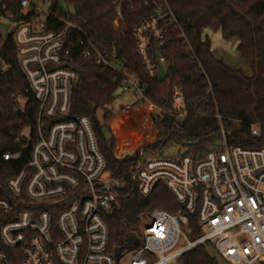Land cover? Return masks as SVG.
<instances>
[{
	"label": "built area",
	"instance_id": "2783aa9c",
	"mask_svg": "<svg viewBox=\"0 0 264 264\" xmlns=\"http://www.w3.org/2000/svg\"><path fill=\"white\" fill-rule=\"evenodd\" d=\"M41 2L21 0L16 13L0 8V18L10 25L8 35L14 39L28 81L25 94L16 99L18 110L24 111L29 94L38 104L36 139L29 160L7 182L11 197L0 198V214L9 216L0 228L1 243L19 253H13L10 261L0 252V264H176L186 253L207 243L229 264H264V148L230 145L221 123L220 147L201 161L191 156L166 157L162 147L141 149L129 167V178L113 175L91 119L66 118L79 75L65 66V58L75 45H84L83 56L122 74L121 89L138 94L137 102L145 94L143 80L128 69L116 51L88 41L84 30L68 17L58 16L53 8L37 12ZM112 5L117 31L124 29L127 9L144 7L147 11L135 26L134 39L148 79L169 72L166 51L175 33L192 51L168 0H112ZM56 21L62 22L61 29L56 28ZM7 69L4 66L2 73ZM204 74L210 95L213 88ZM175 99L180 110L183 95L177 93ZM145 104L150 106L148 117L156 141L154 117L160 122L167 111ZM131 110L135 111L128 106L123 112ZM176 117L178 122L185 119L179 112ZM176 128L180 129V124ZM252 134L261 135L256 125ZM21 136L31 142L32 130L27 128ZM147 154L152 158H146ZM21 155L6 153L4 159L19 160ZM159 183L171 192L180 210L142 213L140 235H134L137 242H127L135 248L127 258L122 248L121 255L115 257V251L109 252L108 219L121 208L127 192L149 198ZM192 218L202 233L196 238Z\"/></svg>",
	"mask_w": 264,
	"mask_h": 264
},
{
	"label": "trees",
	"instance_id": "16d2710c",
	"mask_svg": "<svg viewBox=\"0 0 264 264\" xmlns=\"http://www.w3.org/2000/svg\"><path fill=\"white\" fill-rule=\"evenodd\" d=\"M42 1H50L55 14L68 17L80 26L88 41L101 49L116 51L127 62L128 69L141 76L146 89L136 108L150 102L167 111L160 122L154 117L158 130L154 143L144 145L124 159L118 158L116 141L107 125L114 114L108 107L119 97L117 91L121 89L124 76L85 58L84 45L77 44L72 48L65 58V66L75 70L79 79L73 88L71 109L66 118L87 116L91 119L100 151L113 175L129 178V167L141 149L157 150L171 140L190 147L186 152L180 151V156H191L195 161H201L210 151L220 147L221 123L228 133L230 145L264 148V0H168L192 51L175 33L166 51L170 70L166 76L156 80L148 79L136 53L134 29L147 14L144 7L127 9L124 29L117 31L112 0H65L73 12L69 8L67 11L61 8L59 0ZM20 2L0 0V8L16 13ZM55 25L57 29L63 27L61 21H56ZM208 29L221 32L225 40H238L239 54L249 63L250 75L243 69L228 65L215 53L211 40L205 36ZM0 59V198H10L7 182L25 167L36 139L38 104L29 94L26 95L28 102L24 111L18 110L16 99L25 94L28 81L19 64L11 35L4 39L0 34ZM4 66L8 69L2 73ZM204 72L213 88L210 95L207 94ZM177 93L183 95L180 110L175 107ZM177 112L185 115L182 122H178ZM179 124L180 129H177ZM254 125L260 130L259 137L252 134ZM27 128L32 130L31 142L21 136ZM155 135L152 127L150 133L141 136L137 145L153 140ZM6 153H22L21 159L5 160ZM152 209L177 213L180 205L163 183L156 185L149 198L136 191L125 194L121 208L108 219L110 253L127 246V239L138 232L142 213ZM8 219V215L0 214V228ZM192 227L194 238L202 234L193 218ZM211 249L216 251L207 243L189 251L182 257L183 264H220L218 258L210 253ZM0 252L6 254L10 261L13 253H19L3 246L1 240Z\"/></svg>",
	"mask_w": 264,
	"mask_h": 264
},
{
	"label": "rangeland",
	"instance_id": "374dc122",
	"mask_svg": "<svg viewBox=\"0 0 264 264\" xmlns=\"http://www.w3.org/2000/svg\"><path fill=\"white\" fill-rule=\"evenodd\" d=\"M38 0H32V3H37ZM61 8L68 10V6L65 0H59ZM52 8V3L50 1H42L37 6V12L43 13L47 12ZM72 12L73 9L69 8ZM10 30V25L4 19L0 18V34L4 39L8 37ZM205 36H208L212 42V47L215 53L224 60L228 65L243 69L246 74L250 75L251 67L248 62H246L239 54L238 45L239 42L237 39L225 40L221 32H215L213 30H206ZM117 96H119L116 101L108 107L114 114L108 122L112 135L116 141L115 154L118 158L123 159L124 154H129V152L136 151L142 145L150 144L153 140L145 142L143 144H138L141 136L147 132L150 127L151 121L144 120L142 109L145 107L144 104L138 109H136L137 100L140 96L132 91L123 92L122 89L117 91ZM149 105V104H148ZM131 107L134 110L129 111L128 113L123 112L124 108ZM102 112H99V117L102 119ZM124 115H127L124 116ZM149 116V114H148ZM149 118V117H148ZM122 136V138H121ZM137 145V146H136ZM190 147L188 145L181 144L175 140H171L166 145L162 147V152L166 157H175L180 154V151L186 152ZM126 157V156H125ZM146 158H152L149 154L146 155ZM137 234L140 235L138 230ZM135 248V246L127 243V246L124 248V257H129L128 254ZM210 253L217 257L220 261V264H229L224 259H222L216 251L213 249L210 250ZM176 264H183L182 259ZM260 264V263H255Z\"/></svg>",
	"mask_w": 264,
	"mask_h": 264
},
{
	"label": "water",
	"instance_id": "95a60500",
	"mask_svg": "<svg viewBox=\"0 0 264 264\" xmlns=\"http://www.w3.org/2000/svg\"><path fill=\"white\" fill-rule=\"evenodd\" d=\"M132 152H129L131 154ZM127 242L130 244H135L137 242V237L136 236H131L127 239ZM122 249L120 247L115 249V257H119L121 255Z\"/></svg>",
	"mask_w": 264,
	"mask_h": 264
},
{
	"label": "bare ground",
	"instance_id": "6f19581e",
	"mask_svg": "<svg viewBox=\"0 0 264 264\" xmlns=\"http://www.w3.org/2000/svg\"><path fill=\"white\" fill-rule=\"evenodd\" d=\"M141 111H142L141 114L143 115V119L149 121L148 114H149V111H150V106L149 105H145V107ZM151 131H152V126L150 124V127L147 130L146 134L150 133Z\"/></svg>",
	"mask_w": 264,
	"mask_h": 264
},
{
	"label": "crops",
	"instance_id": "0c3cea01",
	"mask_svg": "<svg viewBox=\"0 0 264 264\" xmlns=\"http://www.w3.org/2000/svg\"><path fill=\"white\" fill-rule=\"evenodd\" d=\"M153 141H155V139H154ZM153 141H152V142H153ZM124 155H125V154H124Z\"/></svg>",
	"mask_w": 264,
	"mask_h": 264
}]
</instances>
